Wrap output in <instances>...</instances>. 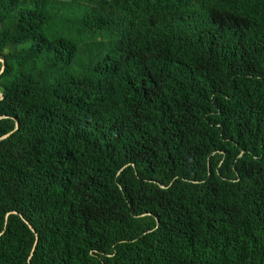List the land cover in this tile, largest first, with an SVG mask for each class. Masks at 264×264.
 <instances>
[{"label":"trees","instance_id":"trees-1","mask_svg":"<svg viewBox=\"0 0 264 264\" xmlns=\"http://www.w3.org/2000/svg\"><path fill=\"white\" fill-rule=\"evenodd\" d=\"M0 58V264H264V0H0Z\"/></svg>","mask_w":264,"mask_h":264},{"label":"water","instance_id":"water-1","mask_svg":"<svg viewBox=\"0 0 264 264\" xmlns=\"http://www.w3.org/2000/svg\"><path fill=\"white\" fill-rule=\"evenodd\" d=\"M0 62H2V67H1V70H0V74L4 71V69H5V62H4V59L3 58H0ZM3 96L1 95V98H2ZM0 98V99H1ZM18 128V124H16V127L14 128V130H12V131H10V132H8V133H6V134H4L2 137H1V139L2 138H6L7 136H9L12 132H14L16 129ZM25 221L29 224V226L32 228V230L33 231H35V229L30 225V223L25 219ZM37 240H38V238H36V243H37ZM36 243H35V245H36ZM35 245H34V247H33V250H32V252L35 250Z\"/></svg>","mask_w":264,"mask_h":264}]
</instances>
